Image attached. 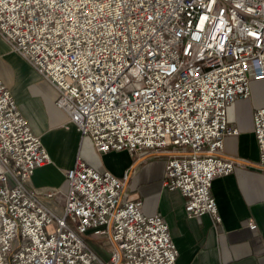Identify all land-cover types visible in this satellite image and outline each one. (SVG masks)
Segmentation results:
<instances>
[{
    "label": "built area",
    "instance_id": "obj_1",
    "mask_svg": "<svg viewBox=\"0 0 264 264\" xmlns=\"http://www.w3.org/2000/svg\"><path fill=\"white\" fill-rule=\"evenodd\" d=\"M0 36L57 90L66 130L100 154L167 152L164 186L221 224L211 190L238 166L220 156L239 135L229 109L264 83V0H0ZM253 119L264 169V107ZM51 163L0 78V264H178L164 219L80 157L54 213L29 185ZM92 236L113 244L108 260Z\"/></svg>",
    "mask_w": 264,
    "mask_h": 264
},
{
    "label": "crops",
    "instance_id": "obj_2",
    "mask_svg": "<svg viewBox=\"0 0 264 264\" xmlns=\"http://www.w3.org/2000/svg\"><path fill=\"white\" fill-rule=\"evenodd\" d=\"M0 78L5 82L2 75ZM9 89L51 156L52 163L37 169L29 185L54 213L63 214L68 192L65 172L80 157L100 172L108 171L125 179L128 194L142 201L143 213L164 219L178 250V264H264V169L253 119L255 111L264 107V101H254L253 90L249 100L238 101L229 109L230 125L239 130V135L224 138L220 156L238 166L231 175L213 182L211 193L222 218L221 224L216 225L210 215L189 218L182 193L164 186L170 156L167 152L100 154L74 126L64 128L69 118L56 107L58 92L52 85L45 84L43 93L38 94L30 90L16 94L12 87ZM2 170L0 164V174ZM49 190L60 193L49 199L43 196ZM250 222L256 224V230L250 229ZM87 242L103 260L109 259L111 242L102 244L95 236Z\"/></svg>",
    "mask_w": 264,
    "mask_h": 264
},
{
    "label": "rangeland",
    "instance_id": "obj_3",
    "mask_svg": "<svg viewBox=\"0 0 264 264\" xmlns=\"http://www.w3.org/2000/svg\"><path fill=\"white\" fill-rule=\"evenodd\" d=\"M0 75H2L5 80L3 83L6 86L9 85L12 87L14 93L16 94H22L29 90L32 94L43 93L45 90V84H48V82L39 74V72L19 53L13 51L11 46L1 36ZM9 86H7V88H9ZM252 90L253 97H255V99L253 98L254 101H264L263 82L253 83ZM86 139L92 142L90 138Z\"/></svg>",
    "mask_w": 264,
    "mask_h": 264
}]
</instances>
